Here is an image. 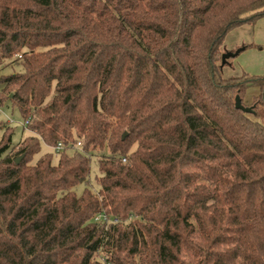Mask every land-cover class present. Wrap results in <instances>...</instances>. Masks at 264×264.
Segmentation results:
<instances>
[{"label": "trees", "instance_id": "obj_1", "mask_svg": "<svg viewBox=\"0 0 264 264\" xmlns=\"http://www.w3.org/2000/svg\"><path fill=\"white\" fill-rule=\"evenodd\" d=\"M261 18L264 0H0V68L22 67L0 105L33 132L0 139V264H264V75L221 64ZM43 143L56 163L33 162Z\"/></svg>", "mask_w": 264, "mask_h": 264}, {"label": "rangeland", "instance_id": "obj_2", "mask_svg": "<svg viewBox=\"0 0 264 264\" xmlns=\"http://www.w3.org/2000/svg\"><path fill=\"white\" fill-rule=\"evenodd\" d=\"M240 48H245L237 56L229 57L226 63L222 64L223 75L225 77L231 76H241L245 73L251 75H264V18H261L255 23L245 24L243 26L237 27L231 30L224 41L223 52L230 51L236 52ZM22 67L17 64L11 63L6 67L0 68V78L2 76L11 74L15 71L21 70ZM258 89L253 87L250 89V93H258ZM261 120L264 122V109H261ZM19 110L12 107L10 104L0 105V123L4 125V128L0 132V139L6 134L13 132L12 145L20 142L33 132L27 129ZM24 126L26 128H24ZM53 153L54 161L57 162L59 154L55 152L54 146L48 144L42 145V150L39 154L34 157L35 162L42 154ZM92 176L91 180L96 186L94 179L98 175V165L96 163V158H93L92 164ZM83 187L78 188V192L82 191Z\"/></svg>", "mask_w": 264, "mask_h": 264}, {"label": "water", "instance_id": "obj_3", "mask_svg": "<svg viewBox=\"0 0 264 264\" xmlns=\"http://www.w3.org/2000/svg\"><path fill=\"white\" fill-rule=\"evenodd\" d=\"M245 48H240L238 49L236 52H230V51H226V52H223L222 54V61H223V64L226 63L227 59L229 57H235L237 56L242 50H244ZM237 106L240 107V108H243L247 111H251L250 108H245L242 103H241V100L240 98H237ZM20 160V158L17 159V162Z\"/></svg>", "mask_w": 264, "mask_h": 264}, {"label": "built area", "instance_id": "obj_4", "mask_svg": "<svg viewBox=\"0 0 264 264\" xmlns=\"http://www.w3.org/2000/svg\"><path fill=\"white\" fill-rule=\"evenodd\" d=\"M65 149V145L63 143H58L56 146H54V150L55 152H57L58 154H60L63 150ZM100 217H105L106 218V215L103 214V215H100L99 217H97L96 219L99 220ZM115 222H118L119 219L115 218L114 219Z\"/></svg>", "mask_w": 264, "mask_h": 264}]
</instances>
